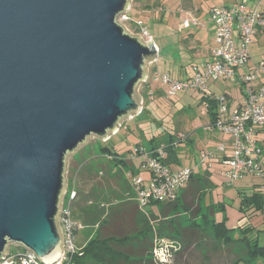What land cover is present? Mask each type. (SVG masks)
I'll use <instances>...</instances> for the list:
<instances>
[{"label": "water", "instance_id": "obj_1", "mask_svg": "<svg viewBox=\"0 0 264 264\" xmlns=\"http://www.w3.org/2000/svg\"><path fill=\"white\" fill-rule=\"evenodd\" d=\"M129 0H0V260L11 244L51 264L67 159L142 110L154 41L118 19Z\"/></svg>", "mask_w": 264, "mask_h": 264}, {"label": "rangeland", "instance_id": "obj_2", "mask_svg": "<svg viewBox=\"0 0 264 264\" xmlns=\"http://www.w3.org/2000/svg\"><path fill=\"white\" fill-rule=\"evenodd\" d=\"M248 1L249 5L253 6L255 4V0ZM129 2L127 17L130 20L123 22L126 30L132 35H140L139 28L135 22L142 21L156 45L159 69L168 71L174 76L177 75L173 73L172 67L174 63L171 60L182 58L181 55L185 58L184 63L187 66L188 72L195 71L188 62H192V60L196 61L200 55H193L188 50L189 44L196 41L201 42V50L197 54L202 52L203 55L207 56V53L211 49L210 46L213 44L211 37L207 36L210 29L208 20L204 18L203 21L201 20L203 25L201 23H196V25L191 23L189 24V28H186L183 26L182 21L189 20L191 22L195 16L188 15L185 12L191 11L193 13L198 11L203 4L206 7L207 4H227L225 0H129ZM259 9H264V1L260 3ZM206 22L207 24H205ZM189 34L194 38V41L193 39L188 40L190 43L187 45L184 41L190 37ZM142 38L144 41L147 39L145 36H142ZM257 41L258 43L254 47L251 46L254 61L264 56L263 36H258ZM195 49L196 47H193V51ZM152 84L153 88H158L156 83ZM208 86H211V89L217 94H227L230 97L232 106L241 98L242 88L239 81L233 78L215 80L213 83H209ZM141 88L140 85L137 89V94L141 93ZM203 95L200 91L181 90L173 96H162L161 99L150 98L153 103L154 112L150 110L151 107H146L148 112L145 115L143 114L136 119L123 121L129 127L128 130L121 128L117 134L111 135L109 141H101L95 136H90L67 159V186L65 192L67 194L64 204L68 205L71 199L70 195L76 189V183L74 184L76 178L79 184L82 183L80 189L84 188L87 190L93 186V193L98 194L102 198L100 199L101 201L109 203L113 200L115 203L121 197L128 198L129 192L132 190L127 188L125 183L122 182L123 179H128L127 174H122L123 179L119 175H115V168L109 169L112 166L113 159L108 161L107 157L103 158L100 147H110L113 151L120 155L123 154L128 158L129 151L133 149L135 143L138 141H142L144 148L149 149L148 138L153 135L164 137L169 134L180 135L184 133L189 136V141L187 144H179L177 154L181 164L189 165L192 162V158L197 156L200 151L209 150L213 146L214 141L221 137V134L211 128L207 108L208 101L206 98H203ZM139 130L142 132L140 136L137 134ZM261 135L259 138H263L261 144L264 145V132ZM134 159V163L138 165L140 160L135 157ZM113 163L115 162L113 161ZM73 169H75L74 173H72ZM139 172V175L143 178L146 179L148 177L144 169L139 168ZM250 178V176H247L243 180L239 179L238 183L235 182L228 189L230 200H236L237 184L249 181L251 180ZM203 205H205L204 200ZM202 209L204 210L203 213H200V218L197 217L195 219L191 216L193 217L192 221L186 219L190 217L189 215L186 217L181 215V218H179L180 223L176 224L178 228L180 224L184 228L193 227L195 229L197 227L196 229L201 232H193L191 237L199 235L200 238L187 243L185 246H180L181 248L178 251L172 252L166 264H237L238 262L240 264H253L256 259L248 255L246 246L243 243L231 240L233 236L231 231L228 233V239L227 237L226 239L224 237L217 239L210 229L206 227L207 225L204 226L208 222L203 221L201 215H206L209 220L211 217L208 209L204 207ZM87 230L84 226L80 228L83 234H86ZM161 233L168 234L163 231ZM261 234L264 235V230ZM160 235L158 236L155 233L152 237H161ZM262 235L258 241L263 246L264 236ZM16 246L15 244H11L10 250L16 251ZM164 257L166 258V256ZM261 263H264V258L259 260L258 264Z\"/></svg>", "mask_w": 264, "mask_h": 264}, {"label": "built area", "instance_id": "obj_3", "mask_svg": "<svg viewBox=\"0 0 264 264\" xmlns=\"http://www.w3.org/2000/svg\"><path fill=\"white\" fill-rule=\"evenodd\" d=\"M264 0H255L252 6L244 1L235 0L228 6L213 5L209 9L210 21L213 26L210 60L200 69H196L193 75L187 79L171 78L168 73H156L154 80H159L165 85L166 96H173L181 90L203 91L210 80L227 79L234 77L237 68L243 66L248 59L249 46L253 43L257 26L264 27V18L258 7ZM122 24L127 20V12L118 19ZM139 34L145 36L146 41H152L146 26L142 21H136ZM183 26L189 28V24L196 25L197 19L183 20ZM245 80L253 83L246 88L242 95L241 105L231 113H227L223 97L218 100L220 115L227 113V120L221 119L214 124L223 133L230 135L232 145L231 155L223 160V164L229 168L227 178L235 181L245 172L258 170L257 161L262 154V149L254 139L257 129L264 128V61L257 68L244 76ZM148 79V76L146 80ZM145 80V81H146ZM224 113V114H225ZM225 145H218L217 151H224ZM159 152V151H158ZM142 166L148 170L149 178L142 179L133 176L134 198L140 208H147L153 203L174 201L180 191L189 182L191 170L187 167L170 170L168 165L161 162L164 154L151 157L147 150L143 151ZM205 158V155H201ZM256 168V169H255ZM66 195V193H65ZM75 192L73 191L71 199ZM70 199V200H71ZM62 201L59 224L64 239V251L61 257L51 264H62L67 260L68 253H75V232L82 225L72 216L71 209ZM162 238V239H160ZM177 248V249H173ZM180 244L174 239L155 236L153 239L152 256L158 264H166L171 253L180 249ZM171 250V251H170ZM13 256V257H12ZM166 256V258L164 257ZM44 264L37 259L33 252L21 249L18 254L9 256V252L0 264Z\"/></svg>", "mask_w": 264, "mask_h": 264}, {"label": "trees", "instance_id": "obj_4", "mask_svg": "<svg viewBox=\"0 0 264 264\" xmlns=\"http://www.w3.org/2000/svg\"><path fill=\"white\" fill-rule=\"evenodd\" d=\"M225 1L227 2V4H224V5L220 4V5L228 6L231 3H233L235 0H232L231 2H230V0H225ZM240 1L241 2L244 1L247 5H249L248 0H240ZM249 6H251V5H249ZM258 9H259V7H258ZM259 11H260V13H262V17L264 18V9L263 10L259 9ZM256 29H257V33L254 35L253 43L249 46V55H248L247 62L243 66L237 68L234 77H232L233 79L239 81V84L242 88L241 98L237 102V105H235L234 107H230L231 100L227 94H225V93L217 94V93H215V91L213 89H211V86H208L209 83H211V82L213 83V81H215V80L208 81L205 89H203V91H200L204 94L203 98L204 99L206 98L208 101L207 108H208L211 128L213 130L219 132V134H222L224 137L227 138L226 140H223L222 143H220V144H224L226 146V143L229 142L230 147H231V153H232V145L230 142V138H231L230 135L223 133L221 130H219L217 127H215L214 124L216 123L217 120L221 119V116H222L223 122H226L227 113L229 114L234 109H237L240 107L242 95L245 93L246 88L250 87L253 84L249 81L247 82L245 80L244 76L247 75L248 73H250V71L257 68L264 61V56H263V57L259 58L258 60H255L256 62L252 66L248 67V60L251 59V49L253 47V44L258 42L257 38L260 35L263 36V39H264V27L257 26ZM209 60H210V58L205 63L209 62ZM204 64H203V66H204ZM194 69L196 70V69H200V68H197V66H195ZM156 73H168L171 78H177L180 80L187 79L193 75L192 74L191 76H188L186 78H182V76H179L178 74H177V76H174L173 74H171L168 71H160V72L155 71L154 73H152L151 75L148 76V79L144 83L141 84V87L145 86L149 80L150 83H156L158 85V88H156V89L153 88V92H155V95H152V96L149 95L151 97V99H158L161 96L167 97L165 94V90H166L165 85H163L161 83V81L153 79V77ZM227 79H230V78H227ZM222 97H223L224 103L226 105L227 113L224 112L225 114L222 113L220 115V112L218 111V100ZM159 99H161V98H159ZM146 107H147L146 101L143 100L141 112L138 113L137 115H135L134 117H132L131 119H136L143 114L145 115L148 112ZM150 107H151L150 110L154 112V108L152 106H150ZM121 128L128 130L129 127L125 125V122H123L121 124V126L119 127V129L114 134H117ZM262 130H264V128L257 129L256 133L254 135V139L257 141V143L259 144V146L262 149V154L259 157V160L257 161L258 170H253L251 172H246V173L244 172L242 174V177L238 178V179H241L244 176L249 175V176L257 178L259 180V183L257 184L256 188L251 192V194L247 195V196H242L241 200H240V209L245 210V211L248 209L252 210L251 212H249L248 216H253L254 213L261 212L264 208V145L261 144V141L263 138L262 139H261V137L259 138V132ZM137 134H138V136H140V135H142V132L139 130L137 132ZM110 139H111V137H109L107 139V141H109ZM187 139H189V138L184 133H181L180 135L169 134V135H166L164 137H161V136L157 137V136L153 135V136L148 138L149 149L144 148V144L142 141H138L135 143L133 149L131 151H129L130 153H129L128 158L126 156H124L123 154L120 155L117 152L113 151V149H111L110 147H100L101 148L100 150H101V154L103 155V158L107 157L108 161L113 159V161L115 162V163H113V161H112V166L109 168L110 170L112 168H115V170H114L115 175H119L120 178H122L121 171H123V170L126 171L128 179L122 178L123 179L122 182L125 183V186H127V188L132 190L129 192L128 200L133 201L137 205V207H139L137 202L135 201L133 184L130 180L133 178V176H139L144 180H147L150 176L148 170L142 166L143 155H144L143 151L147 150V153L150 154L151 157L159 156V152L163 153L165 156H164V158L160 159L161 162L163 164L168 165L170 170H177V169H173L170 165L177 164L178 158H179L178 154H177L178 145H179V143L186 142ZM217 148H218V145L215 146L213 149L201 151L199 153V162L205 163L207 161V159L214 157L215 155H221L222 157L220 158L219 161L223 164V160L228 158L231 155V153L227 154L225 149H224V151L219 152V151H217ZM202 154L205 155V158H202V156H201ZM134 157L138 158L140 160L138 165H136L134 163V161H135ZM139 168H142L147 172V175H148L147 179H145L141 175H139V173H140ZM181 168H183V167H181ZM187 168H189L191 170V176H190V180H189V182H190V181H193L195 177L193 178V169L191 167H187ZM74 170L75 169H73L72 173H74ZM228 171H229V168L227 167V173H226L227 175H228ZM76 174H77V171H76ZM74 184L76 185V189L74 190L75 195H74L73 199H71L69 201V206H70L69 208L71 209L73 218L75 220H77L78 222H80V224L84 227L85 226H92L93 227V226L102 224L103 220L108 216L109 210L111 209L114 201L112 200L109 203L104 201L103 203H101L100 199H102V198L99 197L98 194H95V192L93 193V190H92L93 186L87 190H85L84 188L80 189V186H82V183L79 184L77 178L74 181ZM186 185H185V187H186ZM195 191L198 193V190H195ZM190 194H191V192H189L187 190V191L183 192L182 194L179 193L177 198L174 201L160 203V204H162V207L159 211L160 218L166 216V219L165 220L162 219L159 221L160 227H159L158 231L157 232L155 231V232L158 234V236L161 234L160 235L161 237L176 240L180 244V246H185L189 242L185 238V233H184L183 229L178 228L176 226V224L180 223L179 218H181V215H184L185 217L189 215L190 217L186 218V219H188L189 221H192L193 217L195 216V213L198 212L200 207H201V205L198 203H196V206L194 205V202H192L193 201L192 199L195 200V198L192 197L193 195L190 197ZM65 198H66V195L64 197V200H65ZM110 200H111V198H110ZM189 201H191V202H189ZM198 202H200V201H198ZM109 215H111V212ZM191 216H193V217H191ZM167 217H170V218H167ZM201 218H203V221L208 222L207 224H204V226L207 225L206 227H208V229H210L212 234L217 239H220V237H224L226 239L229 231L238 230V234L237 235L234 234L232 236L231 240L234 242L243 243L246 246L248 255L251 258L256 259V261H254L253 264H258L259 260L264 258V245L263 246L260 245L259 241H258L259 235H257V233L259 230H255V234H251V232L253 231V228L249 224H247L246 222L242 223L237 228L230 230V229L226 228L224 221H216L215 219L209 220L206 217V215H201ZM173 222L175 225L173 224ZM193 224H191V225H193ZM173 226L176 227L177 232H174L171 229V228L174 229ZM194 226H195V224H194ZM141 228L142 227L139 226L140 230H141ZM187 228H189V227H187ZM190 228H193V227H190ZM78 231L79 230H77L74 233L75 238H76V234ZM161 231L168 233V234H163V233H161ZM173 233H176V234L173 235ZM99 234L100 233L95 234L90 240H87L86 243L80 249H78V247L75 244L76 249H77L76 252L73 254L68 253L67 254L68 259L63 261L62 264H117V262L112 263L113 262L112 259L115 257H118V252L116 251V247L117 246H125L126 243H128L131 236L120 235L119 237H116V236L104 237V236H100ZM192 238H194V240H198L200 238V236L197 235V236H194ZM153 239H154V237H151V239H150V244H151L150 251H149L150 252V260L152 261L153 264H158L152 256ZM227 239H228V237H227ZM74 243H75V239H74ZM16 247H17L16 251H11L9 248V256H11L13 253L16 255V254H18L19 251H21V249H24L23 247L18 246V245ZM257 259H258V261H257ZM117 260H119V259L117 258ZM14 261H15L14 263L17 264L19 261V258L14 259ZM237 264H240V263L238 262Z\"/></svg>", "mask_w": 264, "mask_h": 264}, {"label": "crops", "instance_id": "obj_5", "mask_svg": "<svg viewBox=\"0 0 264 264\" xmlns=\"http://www.w3.org/2000/svg\"><path fill=\"white\" fill-rule=\"evenodd\" d=\"M231 1L232 0H230V2ZM212 5L214 4H210V5L207 4L206 7L203 4L198 11H195L193 13L191 11L185 12L188 15H194L197 19V22L201 23V25H203L202 21L204 20V18L208 20L210 29L208 30L207 36L211 37V42H212L213 26L210 21L209 8ZM205 24H207V22ZM189 35L190 37L184 41L185 43H187V45L190 43L188 42V40L193 39L194 41V38H192L191 34ZM257 43L258 42H256L255 44ZM255 44L253 45V47L255 46ZM188 46H190L188 50H190L193 55H200L199 59H196V61L192 60V62L190 61L188 63L191 64L193 69L195 68V66H197V68H202L203 64L210 58L211 49L209 50V53L203 50L208 54L207 56V55H203L202 52L197 54V52L201 50L200 49L201 42L199 41L192 42ZM212 46L213 44L210 47ZM193 47H196L195 51H193ZM181 57L182 58H177V59L175 58L174 60H171V62L174 63L172 70L173 73H175L176 75L178 74L181 75L182 78H186L188 76H191L194 73V71L188 72L187 66L184 63L185 58L183 55H181ZM255 62L256 61H254L252 58V50H251V59L248 60V67L252 66ZM155 71H159V72L162 71L158 67V58L149 65L147 76L151 75ZM142 87L143 88L141 89V93H140L142 102L143 100H145L146 105H148L147 107H150L153 105L150 96L155 95V92H153V84L150 83V81L148 80L147 84ZM231 104L232 103H230V107H234L235 105H237V102L233 106ZM263 132L264 130L260 131L259 136L263 134ZM226 139L227 138L221 134V137L215 140L213 146L210 147L209 149H213L215 146L219 145L220 143H222L223 140ZM188 141L189 139H187L186 142L184 143L182 142L179 144H187ZM225 150L227 154L231 153V147L229 142L226 143ZM221 157H222L221 155H215L214 157L207 159L205 163H200L199 154H198L197 156L192 158V162L189 165L181 164L180 158H178L177 164L170 165L173 169H178L181 167H191L193 169V178L195 177L196 179L194 178L193 181H190L191 183L188 182L186 187L180 191V194L188 190L189 192H191L190 197L193 195L192 197L195 198V200L192 199L194 205L196 206V203L201 205L199 211L195 213L194 216L195 219L197 217L200 218L199 215L200 213H203L204 209H202V207H204L210 211L211 219H215L216 221H224L226 228L233 230L238 226H240L242 223L246 222L253 228L251 234H255V230L261 231V232L258 231L257 233V235H259L260 237L262 235L261 234L262 231L264 230L263 228L264 208L261 212L254 213L253 216H248L249 212L252 211L251 209H248L246 211L240 209L241 197L250 195L251 192L256 188L257 184L259 183V180L257 178L250 176L251 180L237 184L236 193H235L236 200L233 201L230 200L228 196L229 193L228 189L232 185H234L235 182L238 183L239 179L235 181H229L226 174L227 167L219 161ZM124 173H126V171L124 170L121 171V175L122 174L124 175ZM243 178H241V180H243ZM195 190H198V193ZM203 200L205 201V205H203ZM229 201L231 202L229 203ZM100 202L103 203L104 201H100ZM161 207L162 204L153 203L146 209L145 208L140 209L133 201L128 200V198L121 197L119 200H117L115 203L112 204L108 216L103 220L102 224L93 227L85 226L88 229L86 234H83V232H81L80 230L77 232L75 238V244L78 248L82 247L87 240H90L95 234L98 233H100L99 234L100 236H104V237H109V236L119 237L120 235H128L131 236L128 243H126L125 246L116 247V251L118 252V257L113 258L112 263L117 262V264H153L152 261L150 260V252H149L151 247L150 239L158 231L160 227L159 221L162 219L163 220L166 219V216L160 218L159 211ZM110 212L111 215H109ZM139 226L142 227L141 230L139 229ZM179 228L183 229L185 233V238L189 243L194 241V238L191 237L193 232L194 233L201 232V231L199 232L196 229L197 227H195V229L190 227L184 228L182 227L181 224ZM171 229L174 232H177L176 227H174V229L173 228ZM231 233L232 235L234 234L237 235L238 230L231 231ZM117 258L119 260H117Z\"/></svg>", "mask_w": 264, "mask_h": 264}]
</instances>
